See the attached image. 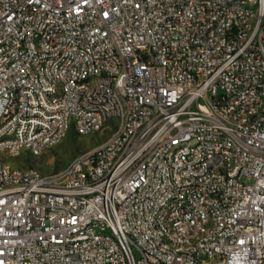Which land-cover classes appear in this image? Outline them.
Segmentation results:
<instances>
[{"label":"built area","instance_id":"obj_1","mask_svg":"<svg viewBox=\"0 0 264 264\" xmlns=\"http://www.w3.org/2000/svg\"><path fill=\"white\" fill-rule=\"evenodd\" d=\"M0 264H264V0H0Z\"/></svg>","mask_w":264,"mask_h":264},{"label":"rangeland","instance_id":"obj_2","mask_svg":"<svg viewBox=\"0 0 264 264\" xmlns=\"http://www.w3.org/2000/svg\"><path fill=\"white\" fill-rule=\"evenodd\" d=\"M110 123L113 129L106 127L89 134L70 132L60 143L40 155L22 152L9 161L15 166L34 167L43 173L59 171L79 155L104 144L116 129V122L112 120Z\"/></svg>","mask_w":264,"mask_h":264}]
</instances>
